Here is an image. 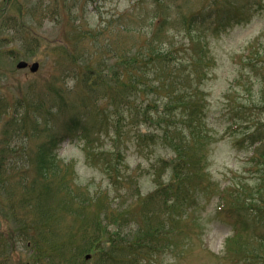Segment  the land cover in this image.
Here are the masks:
<instances>
[{
  "label": "rangeland",
  "instance_id": "obj_1",
  "mask_svg": "<svg viewBox=\"0 0 264 264\" xmlns=\"http://www.w3.org/2000/svg\"><path fill=\"white\" fill-rule=\"evenodd\" d=\"M137 2L0 0V165L5 163L2 157L15 158L23 168L9 172L10 184L2 187L0 182V264H41L42 261V257L36 256L32 240L17 231L14 212L23 216L28 211L20 205V196L42 191L40 181L29 188L38 170L33 164L25 163L23 157L36 160L43 138L29 132L30 138L16 141V152L1 151L13 141L10 136L4 137L3 129L14 115L15 103L23 106L20 114L28 129H31V117L27 109L45 112L47 104L33 103L50 93L59 91L67 100L64 110L52 121L55 129H60L72 113L81 114L82 108L89 109L91 102L83 97L85 90L80 77L89 69L105 73L113 58L103 50L88 61L85 47L94 41H82L80 49L73 48V42L93 38L91 29L104 27L112 17L128 13ZM177 2L183 5L184 12L190 13L201 8L204 0ZM255 7L254 18L247 24L231 25L216 34L202 33L212 60L205 67L200 87L205 97L202 105L207 128L213 138L210 134L209 138L200 140L196 151L185 157L175 156L162 144H152L157 138L164 143L168 140L160 136L155 126L143 123L131 124L123 138L126 141H121L118 148L110 120V125L93 137L95 162L88 160L85 140L81 137L62 138L58 142L51 153L52 203L58 202V194H69L71 207L77 200L99 197L92 205L84 201L87 208L82 213L69 207L58 218L61 230L55 233L60 240L75 236L76 245H83L85 229L100 237L99 245L104 249H109V242L114 240H122L126 246L139 240L141 248L134 250L135 264H242L246 255L259 252L247 233L238 231L233 236L230 223L246 217L245 209L250 208V201H255L256 206L264 202V159L251 155L246 147L234 146L242 131L228 130L224 115L225 108L233 105L227 90L240 70L235 57L264 35V0H258ZM81 28H86L87 33H79ZM20 61L37 62L39 70L31 73L29 69H17ZM233 99L234 103H244L259 99V95L248 92ZM151 115L155 117L156 112L151 110ZM259 117L264 120V113ZM133 135L144 142L137 145ZM23 143L27 150H21ZM106 160L114 166L110 173L106 172ZM176 173L181 176L179 179ZM12 205L18 206L16 211ZM79 215L82 216L72 219ZM161 237L164 245L159 249ZM92 251L85 254L94 256ZM75 254V246L66 245L56 260L74 259ZM43 256H47L45 252Z\"/></svg>",
  "mask_w": 264,
  "mask_h": 264
},
{
  "label": "trees",
  "instance_id": "obj_2",
  "mask_svg": "<svg viewBox=\"0 0 264 264\" xmlns=\"http://www.w3.org/2000/svg\"><path fill=\"white\" fill-rule=\"evenodd\" d=\"M257 4L258 0H204L201 8L186 13L177 0H138L128 13L112 17L104 27L101 25L91 29L93 38L84 37L73 42V48L80 49L82 41H94L85 47L84 55L88 61L94 60L95 53L103 50H107L113 58V64L105 73L89 69L80 77L85 90L83 97L89 98L91 102L89 109L82 108L81 114L72 113L60 129H55L52 121L64 110L67 100L59 91L50 93L41 101L33 103L38 106L47 104L45 112L27 109L31 117V129H28L24 125L25 118L20 114L23 106L15 103L14 115L3 129L4 137L10 136L13 141L3 146L1 151L16 152V141L30 138L29 132L43 138L36 160L23 157L25 163L33 164L38 170V176L31 180L29 188L40 181L42 191L37 195L21 197L19 203L28 211L23 216L19 215L20 220L14 212L17 231L25 233L32 240L37 250L36 256L42 257L41 264H135L134 250L141 248L139 240L127 246L122 240H114L109 242V249H104L99 245L100 237H95L94 233L86 229L83 245H76L75 236L65 241L57 237L55 232L61 230L58 218L66 214L71 206L69 194H58V203H52L54 188L49 180L54 174L52 150L62 138L79 136L85 140L88 160L95 162L93 144L96 139L93 137L109 126L110 120L118 148L121 141H126L123 138L129 133L130 125L143 123L155 126L160 136L168 140V143H164L157 138L152 144H162L175 156L185 157L196 151L200 140L209 138L210 134L213 138L207 128L202 105L205 97L200 87L206 74L205 67L212 60L209 45L202 33L211 31L216 34L232 24L249 22L254 17ZM85 29L81 28L79 33H87ZM246 49L235 57L240 70L227 90L233 105L225 108V125L228 130L242 131L241 138L234 141L236 148L246 147L251 155L264 159V120L259 117V114L264 113V35L256 38ZM248 92H255L259 99L234 103L233 97ZM151 110L156 112L155 117L151 115ZM133 137L137 145L138 142H144ZM21 150H27L24 143ZM1 160L5 162L0 165L3 187L11 182L9 172L23 168L15 158L2 157ZM104 164L107 173L114 170L109 160L104 161ZM180 177L177 175L178 179ZM98 198L94 196L84 201L88 204L97 203ZM84 201L77 200L71 207L73 211L82 213L87 208ZM254 203L249 202L250 208L245 209L244 219H235L231 223L233 236L238 231L245 232L259 249L258 253L246 255L241 260L242 264H264V202H260V206ZM83 228L84 225L78 231ZM78 231L71 233L76 234ZM66 245L75 246L74 259L56 260ZM163 245L164 239L161 237L159 249ZM91 249L94 254L92 260L85 261L84 254ZM44 252L47 256H43Z\"/></svg>",
  "mask_w": 264,
  "mask_h": 264
},
{
  "label": "water",
  "instance_id": "obj_3",
  "mask_svg": "<svg viewBox=\"0 0 264 264\" xmlns=\"http://www.w3.org/2000/svg\"><path fill=\"white\" fill-rule=\"evenodd\" d=\"M18 68H26L27 67V63L25 62H20L18 65H17ZM38 70V64L37 63H33L31 66H30V71L31 72H36Z\"/></svg>",
  "mask_w": 264,
  "mask_h": 264
}]
</instances>
